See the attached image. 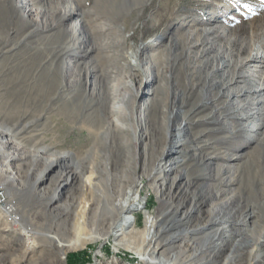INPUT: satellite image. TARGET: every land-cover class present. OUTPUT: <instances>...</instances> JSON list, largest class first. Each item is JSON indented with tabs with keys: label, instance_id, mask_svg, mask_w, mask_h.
<instances>
[{
	"label": "bare ground",
	"instance_id": "6f19581e",
	"mask_svg": "<svg viewBox=\"0 0 264 264\" xmlns=\"http://www.w3.org/2000/svg\"><path fill=\"white\" fill-rule=\"evenodd\" d=\"M46 1L0 0V143L43 119L54 122L45 128L47 137L78 156L61 152L50 162L63 168L57 177L65 185L81 182L85 202L76 207L71 196L64 237L53 208L64 185L53 193L39 188L52 168L26 188L17 187L10 176L0 180V208L15 233L11 241L22 247L21 263L70 264L64 263L69 251L114 237L113 257L98 252L87 264H132L117 259L121 249L133 250L137 264H217L215 258L225 250L224 264L252 259L264 264V69H259L264 68V15L246 21L255 29L247 37L244 24L228 26V21L207 17V11L190 21L176 18L174 2L165 8L153 7L155 0H73V6L66 0ZM146 14L168 29L146 42L132 63L125 32ZM87 30L92 39H85ZM89 41L97 57L85 50ZM231 47L236 52L231 54ZM73 59L84 62L74 65ZM93 65L104 78L101 83L86 79ZM142 83L152 87L148 96ZM245 134L249 143L243 149L248 150L232 152L231 144ZM139 144L136 151L133 146ZM169 158L181 177L198 162L210 167L213 159L239 161L222 165L220 173L188 176L178 193L169 184ZM142 187L156 200L146 202L152 208L142 230H128L142 216L124 217L138 205ZM19 198L42 199L46 221L25 222L16 205Z\"/></svg>",
	"mask_w": 264,
	"mask_h": 264
},
{
	"label": "rangeland",
	"instance_id": "374dc122",
	"mask_svg": "<svg viewBox=\"0 0 264 264\" xmlns=\"http://www.w3.org/2000/svg\"><path fill=\"white\" fill-rule=\"evenodd\" d=\"M72 2L73 0H66L65 5L73 6L74 2L73 3ZM172 2H174L173 7L175 10L176 18L181 16H187V19L190 21L194 17L200 18V15H202L201 13L203 11H207L206 12L208 15L207 17L209 18L216 17L218 19L223 20L222 22L224 23L228 21L227 22L228 26H237L239 24H241L240 26H243L244 24L245 28L242 30V33L245 36L247 35V37L250 36L252 34V31L254 32L255 29H251V24L248 23L246 24V21H252L264 15V0H250L246 3H244L241 0H155L154 2H152V5L154 7L159 5L160 3V5H163L166 8V6ZM204 2H209L212 4H209L208 6L205 7ZM46 3H48V0L46 1ZM138 10H139L138 14L143 12L142 8ZM146 13H151V11L149 12L147 11ZM146 16L147 18L145 20H141L139 22L140 25L136 24L134 29L127 30L125 32V35L127 36L126 53L132 63H135L136 52L146 42L153 40L154 38H156V36L164 33L168 29L165 25V22L163 24H160L159 18L157 16H153V18L151 16V19L148 18V14H146ZM208 21L210 22V19L207 20V22ZM260 23H262V21L261 19H258L256 21V24L259 25ZM120 24L123 26L122 22H120ZM75 26L77 27V29L80 30V34L78 35V38L79 40L82 41L85 36L83 33L84 30L82 28L81 21L77 20ZM137 26L139 28H137ZM68 27L69 26L67 24V28ZM199 27H202V25H199ZM85 33L87 34L85 39L88 38L92 39L90 37L88 30L85 31ZM38 37L39 36H36L35 38ZM88 43L89 45H87L88 47L86 46L85 50L88 51V54L91 53V55L97 57L98 50H95L93 51L94 53H92V47H91L92 41H89ZM153 51H155L154 48L146 50V54L148 55V53H151ZM230 51L232 54L233 52H236V49L234 47H231ZM73 61H74V65L77 63L81 64V62H84L82 59H77L76 61L75 59H73ZM260 64L264 65V63H260ZM259 69L260 71H262L264 68L262 67ZM89 73L90 74H86L87 75L86 79L88 81L97 79L98 83H101V81H103L104 79L101 76L102 74L100 70L96 67V65L95 66L93 65V71L92 72L90 71ZM167 74L168 75L170 74L169 70ZM92 75L95 78H92L91 77ZM125 82L130 83L131 86H138V82L133 78L125 77ZM142 85H143V89H145V96H148L149 95L148 92L151 90L152 87L150 85L146 86L143 83ZM92 88H93V84L89 83V86L87 85V89L91 90ZM43 120L41 121V124L36 128L29 130L24 134H21L20 136L13 138L12 140L11 138L5 137L3 142L0 143V180L3 179L2 181H4L8 178V176H10L9 178L16 181L17 187L23 186V188H26L28 187L27 185L31 183L33 184L38 183L41 178V174L47 171L49 167L52 168L47 173V177L44 180H41L42 182L39 184V188L43 187L49 193H53V192H58L57 190L60 189L62 185H64L63 186L64 188L62 189L63 192L59 194V197L55 201L53 208H54V216L56 220L60 222L62 225L61 229L64 237H68V232H69L68 227L70 226V217H69L70 205L68 206V204L71 201V196L75 197L74 206L78 207L79 205L82 206L84 204L85 194H84V190L82 189V184L80 181L65 185V181L59 180L57 176L61 172H63V168L58 165L56 166L53 162H50V160L53 157H55L57 153L60 154L61 152L62 153L67 152L71 154L74 158H77L78 155L69 146L60 144L59 147L58 145H55L57 143L51 141V138L47 137L48 134H46L45 132L46 126L48 124H53L54 122H51V120L49 119H43ZM7 124L12 125L13 123L9 121ZM211 126L217 127L215 123L211 124ZM51 134L54 135L55 133L52 132ZM248 138L249 135L245 134V136L233 142L231 144L232 152H244L245 149L248 150L249 147L243 149V147L249 143ZM47 147L49 148L45 152L44 148ZM133 148L136 151H140L141 145L139 144L133 146ZM207 149L208 148H203V151L210 150ZM254 150H256V148L253 147L250 150L248 157L250 158L253 157ZM170 160L171 158H169L168 161L169 163L167 162L168 163L167 166L170 169L169 184H171L173 187H176L178 193L180 191V188H177V186L180 185V183H182L188 176L199 175L198 177H202L203 175H206L205 173H211V172L220 173L222 172V165L233 164L239 161L238 159L235 160L213 159L214 164H212V166L210 167H208V165L202 164V162H198V164L193 165L191 168H189V170L185 171L184 177H181L179 174V170L176 169L174 166H172L173 163L170 162ZM71 161L72 160H68L67 162L69 163ZM194 181H203V179L196 178L194 179ZM143 189L144 187L141 188V190L143 191V195L139 197L138 205L132 210H127L124 214V217L130 220L135 219L136 212L142 214L141 218L138 220L139 223L138 226L136 224L132 225L131 227L128 228V230H134L138 232L142 230L144 223L143 217H145V215L148 213V210L152 208V207L147 208L146 202H148L149 200L155 202L156 200L151 190L149 189L143 190ZM18 191L21 192L19 189ZM6 197L9 200V202L11 198H13L9 190L6 192ZM20 198L22 200V197ZM20 198L19 201L16 202V205H19L22 219L25 222H28L32 225H37L46 221L47 219L46 216L48 213L44 211V209L41 207L42 206L41 204L43 202L42 199L28 198L25 199L23 203L20 200ZM134 198H137V196H135ZM6 215H7L6 211L0 208V264H22L20 259L23 258V250L22 247L11 241L15 236V233H13L7 228L9 217ZM235 227L236 226L232 225L230 227V230L228 231V233L231 236H233V238H230L231 241L235 240L234 237L236 234L234 233L236 232ZM115 242L117 243L118 239L111 237L110 239H106L100 242L90 244L85 249H81V248L73 249L68 252L69 255L66 256V260L64 259L62 260H64V263L68 262L70 264H81V263L87 264V263L95 262V257L98 252H100V254L103 255V258L106 259L112 258L113 255L115 254L114 253ZM228 244H230V242H228L225 245V247L229 248ZM39 251L40 249H38L37 252L39 253ZM226 251L227 250L223 251L222 253H220V255H218L215 258L217 264H224ZM116 257L122 263L123 262L132 263V264L138 263V256L135 254V252H133V250L121 249L117 253ZM75 260H82V262L81 261H79L78 263L72 262ZM252 263L256 264L257 260L252 259L250 264ZM25 264H32V262L29 259V261L25 262Z\"/></svg>",
	"mask_w": 264,
	"mask_h": 264
}]
</instances>
